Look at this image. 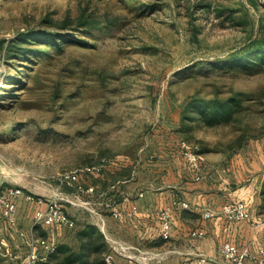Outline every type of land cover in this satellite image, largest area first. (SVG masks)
Wrapping results in <instances>:
<instances>
[{
	"label": "rangeland",
	"instance_id": "obj_1",
	"mask_svg": "<svg viewBox=\"0 0 264 264\" xmlns=\"http://www.w3.org/2000/svg\"><path fill=\"white\" fill-rule=\"evenodd\" d=\"M81 12L101 26L78 27ZM257 51L264 53V0H0V195L20 190L13 224L0 209V264H22L31 233L68 238L111 214L107 204L120 192H162L168 203L157 211L190 204L162 163L171 148L187 171L181 141L206 163L194 188L200 203H220L209 187L226 180L234 200L264 214ZM227 98L239 102L229 120L192 105ZM71 172L94 186L92 196L64 180ZM51 201L75 228L34 223Z\"/></svg>",
	"mask_w": 264,
	"mask_h": 264
},
{
	"label": "crops",
	"instance_id": "obj_2",
	"mask_svg": "<svg viewBox=\"0 0 264 264\" xmlns=\"http://www.w3.org/2000/svg\"><path fill=\"white\" fill-rule=\"evenodd\" d=\"M162 157V163L167 164V168L164 169L165 174L168 175V179L169 177H176L174 180L169 179L172 180V187L182 188L183 191L180 192L182 195L179 193L180 197L190 202V209L179 211L174 215L171 237L169 240H164L160 237V223L156 215L157 209L162 204L168 203L162 197L163 193L158 190V192L147 191L145 193L137 191L134 195H128L129 199L124 201L123 193L120 192V198L116 201L117 208L129 211L132 206H137L138 213L131 220L119 221L111 214H106L96 216L93 221V224L103 233L108 243L110 251L107 256L110 259V264H144L138 259V252L135 249L128 250L127 254L135 255L134 258L130 259L126 254L119 251V244L137 248L142 252L167 253L166 258L162 262L156 263L152 261L150 264H188L192 260L193 254L197 252L218 258V248L224 240H229L240 247H245L253 246L261 239H264L262 231H253L248 222L230 223L219 215L221 206L227 201L234 200L233 196L236 195L230 191L229 183L226 180L216 185L212 184V187H209V189L217 188L214 192L222 197V201L215 204L214 202L207 203L205 200H201V202L204 201V204H202L200 203L202 195L194 189L197 183L200 182V179H196L197 175H200L199 172L194 171L190 165L187 171L182 169L184 168L183 162L179 153L177 151L174 152V149H167ZM205 165L202 169L206 167ZM174 173L176 174L174 175ZM140 194H142L141 197ZM204 197L209 196L205 195ZM211 198L214 199L216 196L214 195ZM242 200L250 208V203L247 200ZM205 209H210L214 213V217L210 220L202 218V211ZM250 209L253 214H262L254 213L255 209L253 207ZM58 227L53 226L46 229L49 232H54V229ZM194 229L206 230V236L204 238L189 237L188 232ZM73 235L67 238L66 236L52 233L50 238L48 237L47 239L56 246L61 243H68L75 247L77 246V241Z\"/></svg>",
	"mask_w": 264,
	"mask_h": 264
},
{
	"label": "built area",
	"instance_id": "obj_3",
	"mask_svg": "<svg viewBox=\"0 0 264 264\" xmlns=\"http://www.w3.org/2000/svg\"><path fill=\"white\" fill-rule=\"evenodd\" d=\"M184 158L188 161L190 167L199 172L201 170L204 157L198 154L193 147L186 141H181L179 144ZM65 181L70 183H77L79 193H85L92 196L94 193V186H87L78 183L80 174L71 172L63 177ZM197 180L200 175H197ZM20 195V190H9L7 193L0 195V209L9 223L13 224L16 220V203L15 198ZM142 194H140V197ZM28 199L30 197H27ZM128 195L123 196V200L127 201ZM70 202V201H68ZM83 203V201H81ZM71 203V202H70ZM111 215L119 220H131L137 213V206H132L129 211H124L117 208V205L107 204ZM190 209V204L186 201H173L166 207L156 212L160 223V237L164 240H169L174 226V215L182 210ZM219 215L230 223L248 222L251 229L255 232L262 231L264 235V214H253L248 208V205L243 200H231L225 202L219 211ZM214 217V213L210 209L202 211V218L210 220ZM34 223L46 228L53 226H63L73 229L76 226V221L64 210L63 206L58 202H49L44 210L38 209L33 215ZM188 236L192 238H204L206 230L194 229L188 232ZM26 243L28 246L27 254L22 261V264H40L47 260L48 254L56 249V245L48 239L40 238L34 234L26 236ZM121 253L126 254L130 259L135 255L127 254L128 250L135 249L138 252V259L144 264H150L152 261L156 263L162 262L166 258L167 253H149L142 252L137 248L127 245H118ZM192 260L188 264H264V239H261L253 246L240 247L229 240H224L220 243L218 248V258H213L205 253L197 252L192 256ZM106 264H110V259L106 256Z\"/></svg>",
	"mask_w": 264,
	"mask_h": 264
},
{
	"label": "trees",
	"instance_id": "obj_4",
	"mask_svg": "<svg viewBox=\"0 0 264 264\" xmlns=\"http://www.w3.org/2000/svg\"><path fill=\"white\" fill-rule=\"evenodd\" d=\"M91 15L84 16L81 12L76 19L77 26L87 29L99 28L101 26L100 18ZM104 16L105 18L108 17L107 14ZM66 24L67 21L62 22V25ZM257 52L259 55H264L262 51ZM238 104L237 99L227 98L223 100L211 99L200 103L194 102L192 105L196 109L201 108V114L208 119L223 121L229 120L233 116ZM91 175L99 177L101 172ZM78 183L85 187L90 186L85 179H79ZM73 184H76L75 189L78 191L77 183ZM260 196L264 203V181H262ZM73 236L77 241V246L73 247L68 243H61L57 245L54 252L48 254L47 260L40 264H106V256L110 251L109 246L103 233L95 224L85 223L79 230L74 231Z\"/></svg>",
	"mask_w": 264,
	"mask_h": 264
}]
</instances>
